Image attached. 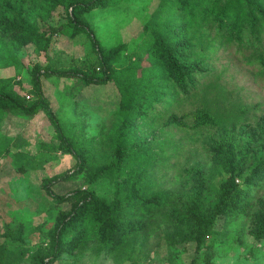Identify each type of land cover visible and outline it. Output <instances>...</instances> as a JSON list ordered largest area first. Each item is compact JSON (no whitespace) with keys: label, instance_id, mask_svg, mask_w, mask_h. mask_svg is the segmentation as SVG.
Here are the masks:
<instances>
[{"label":"rangeland","instance_id":"1","mask_svg":"<svg viewBox=\"0 0 264 264\" xmlns=\"http://www.w3.org/2000/svg\"><path fill=\"white\" fill-rule=\"evenodd\" d=\"M159 2L123 0L82 15L97 51L127 46L113 62L111 82L82 84L80 77L98 70L100 56L84 34L69 38L55 31L46 49L28 43L11 67L0 68V79H12V96L23 106L0 112V264H39L48 253L57 223L72 207L46 194L49 180H55L49 187L55 195L88 189L109 206L126 205L137 186L147 200L164 198L160 209L125 214L123 224L141 228L115 252L102 248L99 225L91 224L77 234L76 246L51 264H191L195 259L194 264H264V240L255 239L253 221L264 204V180L248 182L264 152V64L257 60L264 57V25L253 41L246 30L237 38L210 24L198 29L193 43L204 42L195 46L192 59L204 71L194 76V88L168 109L158 105L155 116L135 120L121 101L133 96L137 80L153 75L154 57L147 51L155 43L141 31ZM66 18L63 8L51 7L36 11L32 22L50 33ZM36 80L62 139L44 109L27 110L36 102ZM197 110L208 111L215 122L197 125ZM171 114L185 125L167 124ZM229 142L242 148L249 144L243 149V174L234 178L247 214L217 218L213 229L219 240L203 258L208 248L196 252L195 244L180 241L177 231H183L181 220L192 203L208 206L218 200L219 188L230 178L218 154ZM70 146L85 163L75 176ZM120 149L129 164L117 163ZM196 168L201 177L188 173ZM64 175L72 178L58 180ZM78 231L74 227L68 234ZM66 235L64 242L70 238Z\"/></svg>","mask_w":264,"mask_h":264},{"label":"trees","instance_id":"2","mask_svg":"<svg viewBox=\"0 0 264 264\" xmlns=\"http://www.w3.org/2000/svg\"><path fill=\"white\" fill-rule=\"evenodd\" d=\"M12 1L20 2L12 3ZM26 1L32 2L27 3ZM120 1L123 0H0V68L11 67L17 60L21 49L28 43L46 49L51 35L55 31L61 32L69 38L84 34L91 40L96 53L99 52L100 56L98 57V70L92 71L91 75L80 77L82 84L85 86L90 83L103 85L111 82L114 72L113 62L127 46L122 45L108 51L102 49L97 51L93 33L87 29V23L81 17L85 13L117 5ZM159 1L149 22L144 25L141 31L142 36L150 34L155 43L154 49L149 48L147 51L154 57L153 75L137 80L133 96L121 101L123 110L133 113L135 120L155 116L158 114H154L158 105L168 109L181 96H186L194 88V76L204 71L201 62L192 59L195 46L204 42L200 39L195 44L193 43V34L195 35L198 29H203L205 25L210 24L219 33L222 32L228 37L237 38L246 30L255 36L253 41L257 40L256 35L264 25V6L261 0ZM49 5L53 10L63 8L67 12L65 23L50 33L48 30H41L32 22L36 11L45 12L51 8ZM257 60L260 64H264V57L259 56ZM33 84L36 102L32 105V109L28 107L27 110L39 107L44 109L62 139L60 124L50 110L38 80ZM12 87V79H0V112L23 108L12 96ZM193 118L197 125L215 122L214 118L205 110H197L194 112ZM181 119V117L171 114L167 124L183 127L185 123ZM248 145L245 143L242 148L233 142L225 143L218 155H221L222 168L230 174V178L219 188L218 200L208 206L195 202L191 204L192 208H187L184 211L185 215L181 220L183 231L178 229V238L183 242L194 243L196 252L204 247L208 248V251L204 252L203 258L212 254L211 250L219 240L213 229L216 219L219 217L234 218L247 214V204L244 202L243 194L236 187L234 178L243 174L244 165L247 162V154L243 149H247ZM128 148L131 149L130 147L122 149ZM122 149L117 151V156H120L117 163L124 166L129 164V158L123 154ZM68 150L74 153L76 159L77 169L73 173L75 176L83 171L85 163L72 146ZM138 158L144 162L147 161L144 156ZM196 169H189L188 173L194 172L201 177V169ZM249 173V184L264 180V152ZM71 178V175H64L58 180L67 181ZM54 181L45 182L46 194L54 197L58 203L69 201L68 203L72 207L68 214L57 223L50 249L48 253H45V256H41L39 264H51L62 251H67L68 248L69 250L73 249L77 241L80 240L77 234H82L91 224L99 225L102 248L108 253H113L121 246L126 237L135 236L141 228V226L134 227L131 224H123L122 219L126 213H132L136 209L156 210L164 204L162 197L154 196L151 200L144 198L141 193L143 188L138 186L135 189L134 197L127 200L126 205L109 206L104 200L99 199L94 191L88 189H78L70 196L55 195L49 188ZM263 206L264 204H260V209L253 216L256 240H264ZM167 217L170 219V215ZM74 227H78L79 231L71 235L68 234ZM66 234L70 236L68 242L63 240ZM45 258L48 260L45 261ZM194 263H196V259L191 264Z\"/></svg>","mask_w":264,"mask_h":264}]
</instances>
